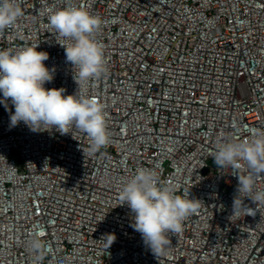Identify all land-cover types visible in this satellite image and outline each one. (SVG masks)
Here are the masks:
<instances>
[{
	"label": "built area",
	"instance_id": "1",
	"mask_svg": "<svg viewBox=\"0 0 264 264\" xmlns=\"http://www.w3.org/2000/svg\"><path fill=\"white\" fill-rule=\"evenodd\" d=\"M18 2L23 16L0 31V50L39 45L55 70L46 87L66 95L78 85L49 17L83 7L102 18L94 38L107 72L86 94L105 106L111 142L90 154L75 128H9L0 104V264H37L27 242L38 227V264H264V203L246 199L254 214L230 219L238 173L211 163L218 143L264 130V0ZM139 169L200 200L159 257L119 205Z\"/></svg>",
	"mask_w": 264,
	"mask_h": 264
},
{
	"label": "clouds",
	"instance_id": "2",
	"mask_svg": "<svg viewBox=\"0 0 264 264\" xmlns=\"http://www.w3.org/2000/svg\"><path fill=\"white\" fill-rule=\"evenodd\" d=\"M23 16L18 0H0V31L13 26ZM65 48V59L72 65L76 92L65 94V88H48L55 70L45 61L47 51L39 45L14 51L0 50V104L9 111V128L21 122L32 132L51 131L72 133V128L91 138L88 152L94 154L111 142L105 106L86 94V86L107 72L104 46L94 38L103 20L83 7H66L49 17ZM14 107V111L11 107ZM218 168H232L238 174L232 217L254 214L245 205L249 199L257 205L264 203V130L253 129L245 140L226 139L212 154ZM119 205H127L132 213L133 229L141 234L143 242L157 257L165 255L170 247V234L183 230L184 221L195 214L200 200L178 195L173 188L162 184L152 169H139L119 192ZM43 229L34 230L27 242L30 253L38 264L46 245ZM109 247L116 239L108 235Z\"/></svg>",
	"mask_w": 264,
	"mask_h": 264
},
{
	"label": "rangeland",
	"instance_id": "3",
	"mask_svg": "<svg viewBox=\"0 0 264 264\" xmlns=\"http://www.w3.org/2000/svg\"><path fill=\"white\" fill-rule=\"evenodd\" d=\"M211 163L214 164V165H216L215 162H214V160H211Z\"/></svg>",
	"mask_w": 264,
	"mask_h": 264
}]
</instances>
